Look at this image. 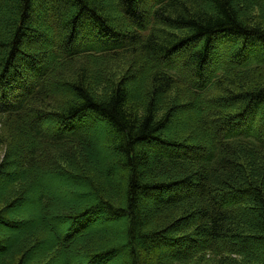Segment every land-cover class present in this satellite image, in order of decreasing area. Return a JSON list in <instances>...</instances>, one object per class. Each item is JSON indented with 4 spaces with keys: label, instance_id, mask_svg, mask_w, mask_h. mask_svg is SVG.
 I'll list each match as a JSON object with an SVG mask.
<instances>
[{
    "label": "trees",
    "instance_id": "obj_1",
    "mask_svg": "<svg viewBox=\"0 0 264 264\" xmlns=\"http://www.w3.org/2000/svg\"><path fill=\"white\" fill-rule=\"evenodd\" d=\"M107 56H130V65L118 85L95 75L109 87L101 97L75 63ZM262 74L264 0H0V222L35 190L44 239L30 242L49 238L46 217L70 227L47 255L264 264ZM217 83L222 95L209 99ZM176 85L183 90L172 96ZM185 113L194 122L180 121ZM93 129L104 134L108 162L89 151ZM67 145L85 150L52 156ZM50 176L86 205L46 192ZM105 217L124 225L125 244L97 236ZM26 245L0 264H32ZM8 249L0 243V253Z\"/></svg>",
    "mask_w": 264,
    "mask_h": 264
},
{
    "label": "rangeland",
    "instance_id": "obj_2",
    "mask_svg": "<svg viewBox=\"0 0 264 264\" xmlns=\"http://www.w3.org/2000/svg\"><path fill=\"white\" fill-rule=\"evenodd\" d=\"M255 19L258 18V22L261 21V14L259 11H255ZM79 39V37H78ZM78 44V41L75 42L74 45ZM231 46V44H230ZM73 47V46H72ZM71 47V48H72ZM224 48V46H220V53L222 55L225 54V50L222 49ZM232 48V46H231ZM227 55V54H226ZM130 56H127V58L125 56H107V57H100V58H90V57H85V58H80L76 60L75 65L78 68H84L86 70H88L91 74L90 77H92V80H94V82L92 83V87H93V91L96 92L99 96H104L105 93L108 91L109 87H106V83L103 84L104 82L99 81L100 79H97V76L95 75H100L102 78L106 77V79H110L113 80V82L118 85L121 83V81L124 79V77L127 74V69L129 67V65H127V63L130 61ZM216 60H218L219 58L217 56H215ZM221 59V58H220ZM66 71V70H65ZM68 73V71L66 72ZM94 75V76H93ZM232 74L228 75L227 78H223V81H229L233 80L228 78L229 76H231ZM264 75V74H262ZM226 79V80H225ZM219 89V85L218 83L214 86V88L211 90V92L209 93V99H217V97H221L222 93L221 91L218 93ZM176 90H183L181 87H179L178 85H176L172 91V96H175V92ZM214 90V92H213ZM181 100H185L186 96L181 94L179 95ZM187 102V100H186ZM141 114V112H140ZM182 120V122L186 123L187 121L190 122H194L195 118L194 115L189 113V114H183L182 115V119H180V121ZM43 128L47 131H51L53 129V124L50 122H46L43 125ZM102 126V125H101ZM103 127V126H102ZM50 133V132H48ZM103 132L101 130H97V129H93L92 132L90 133L91 136V143H89L90 148L89 151L91 154H93L96 158H98V160H102V161H109L108 158V144L107 141H105V139L103 138ZM65 149H59V150H55L52 151V156L53 157H59L60 155L64 154V152H66L69 157V159L71 160V154L74 152V150H77L78 148L84 152L83 148L81 147H77L75 149V146H70L67 145L65 146ZM6 147L5 146H0V164L3 162L6 154ZM66 154V155H67ZM93 158V157H92ZM68 159V158H67ZM14 160V159H13ZM69 161V160H68ZM70 162V161H69ZM71 163V162H70ZM55 164L57 165L58 168L61 167L62 164H60V162H55ZM60 165V167H59ZM66 164L62 165V167H64ZM68 166V165H67ZM70 167V166H68ZM68 167L66 169H68ZM15 171V170H14ZM54 173V172H53ZM49 174H51L49 172ZM57 174V173H56ZM56 174H53L56 175ZM52 177V176H50ZM56 177V176H55ZM52 177L53 180L50 181L49 186L47 187V191L50 194L54 195L57 197V199H59L61 202H63L62 204H66L69 203V205H71V203L75 202L78 203L80 201L79 204H76V206H85V204H82L84 202H81V200L77 199L78 201H76L73 197H71V195H79L78 191L77 193H75V189H72V186L70 188H66L65 187V181L61 178V177ZM55 178V179H54ZM4 182H6V180H2L0 181V184L3 185ZM70 195V196H69ZM2 196V195H1ZM0 196V202H2V197ZM24 200L22 201V203L19 202V204L17 206L14 207V209L12 210V212H10L7 216V218L4 216L5 220L9 221V224L11 225V223H18L20 222V228L18 227H12V225H7L5 223H3L5 220H1L0 222V243H4L7 245L8 252L6 253H0V260L2 258L5 257V255H9L10 253H12L14 251V245H19L20 246V241L21 239L25 238L27 241V247H28V251L33 249L32 251V259H33V263L36 264H80L81 260H79L80 258H84L83 257V253H74V251L70 252L68 254V256L71 259H65L63 256H57L54 255V251L51 254H46V252L48 250H52L56 247L57 242L55 240H57L58 236H62V234L70 227H68L66 229V226H69L68 224L65 225L63 222H53L52 220L50 221L49 218L46 219L44 221V224L47 226H45L44 228V232L47 233V231L49 232V238L47 239V241H45V243H43V245H39V247L35 246V242H30V237L32 240V237H34V235L36 236L37 239H44V233H42V230L37 229L36 227H41L42 226V214L44 212H42V210H40V207L37 206V203L39 202V193L35 192V190H31L30 195L26 196L23 198ZM150 204H155L154 201L149 202ZM50 207V206H49ZM41 211V212H39ZM97 221H101L99 225L96 226V228H100V227H105V229H102L101 233L98 232L97 236L99 237H103L101 238V240H106L107 244L109 245V243H112L114 246V243H118L120 245L125 244L124 243V239H123V231H124V225H120V222L116 219H112L109 217H105L104 218H99V220ZM51 222L53 224V227L51 225ZM24 223H28V228L25 229L26 224ZM35 224V225H34ZM34 225V226H33ZM30 226H32V228L30 229ZM118 231L117 232V237H115L114 239L112 238L113 232L114 231ZM35 231H37V233H34ZM34 234V235H32ZM41 235V236H39ZM95 237V239H97L98 237ZM16 240L18 243H16ZM86 240V239H85ZM84 240V241H85ZM100 240V239H99ZM44 241V240H43ZM83 241V242H84ZM91 240H89L90 242ZM14 242V245H12V243ZM47 242V244H46ZM54 244V245H53ZM48 245H51L50 247H48ZM201 245V244H198ZM229 245H233V243L229 244ZM15 246V247H16ZM38 246V245H37ZM156 245L152 242L150 243V249L152 251V248L155 249ZM160 248V247H159ZM188 248V247H187ZM50 250V251H51ZM57 256V257H56ZM103 256L101 257V261L103 260ZM103 263L101 264H125L123 259L121 258H117L116 256L113 257H109V258H105L103 261ZM84 264V263H82Z\"/></svg>",
    "mask_w": 264,
    "mask_h": 264
}]
</instances>
